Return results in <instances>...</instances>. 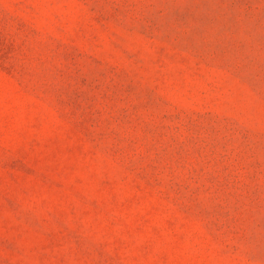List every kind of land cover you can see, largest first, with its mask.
<instances>
[{
	"label": "rangeland",
	"instance_id": "1",
	"mask_svg": "<svg viewBox=\"0 0 264 264\" xmlns=\"http://www.w3.org/2000/svg\"><path fill=\"white\" fill-rule=\"evenodd\" d=\"M0 264H264V0H0Z\"/></svg>",
	"mask_w": 264,
	"mask_h": 264
}]
</instances>
